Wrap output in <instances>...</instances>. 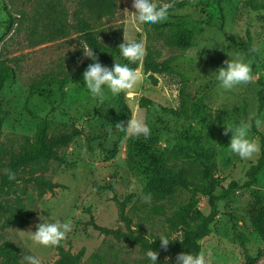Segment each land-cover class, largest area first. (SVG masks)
<instances>
[{
  "label": "rangeland",
  "instance_id": "obj_1",
  "mask_svg": "<svg viewBox=\"0 0 264 264\" xmlns=\"http://www.w3.org/2000/svg\"><path fill=\"white\" fill-rule=\"evenodd\" d=\"M187 1L189 6L180 12L183 16L180 23L193 34L190 47L181 50L169 48L163 42L155 43L162 51L161 60L177 59L172 66L174 72L158 76V84L153 85L143 73L144 55L138 68L142 79L126 90L124 96L122 92L113 96L106 91L105 99L98 101L89 97L83 82L52 85L36 94L28 92L43 77L70 75L80 66V59L87 52L80 35L67 30L65 35L52 39L54 30L45 12L52 6L57 7L63 11L67 23H74L76 0H0V59L7 60L17 71L15 80L6 82L0 97V178L9 157L21 151L24 138H32L41 122L75 125L82 132L59 150L64 163L50 162L49 171L44 174L66 188L38 200V214L29 226L0 232V247L11 243L17 248L19 264H24L25 254L38 256L42 264H55L58 260L57 246L36 245L28 233L34 232L42 220H60L71 225L60 244L72 254L84 249L80 264H149L146 250L105 235L91 224L128 232L120 218L119 203L125 204L134 233L141 234L150 243L161 235L181 238L180 232H169L162 217L150 214L154 197L151 195L147 201L141 198L150 194V176L145 169L149 155L136 146L131 159L128 148L133 135L117 126L121 121L127 124L131 116L147 124L151 139L145 146L166 165L182 163L176 150L180 136L188 132L201 135L207 147L215 148L218 192L228 181L243 184L248 180L247 172L261 154L258 135L264 136V125L257 127V132L253 130V118L259 109L258 93L264 83V12L251 10L244 4L246 0H227L223 12L216 0ZM119 5L118 14L104 18L97 27L101 41L109 44L113 32L122 31L129 39L140 38L146 47L149 42L142 23L135 19L132 0H122ZM9 12L17 22L8 33ZM228 55L250 62L255 78L229 91H221L212 72L224 66ZM141 97L154 101L157 106L148 110L140 108ZM185 108L187 112L182 118L166 111ZM242 120L251 123L249 135L260 146L249 159L230 153L227 144L231 133L224 134L225 125ZM260 120L264 122V113ZM56 129L52 126L50 135H58ZM24 185L22 182L20 187ZM27 188L32 191L30 186ZM189 197V193L181 192L173 204L187 201ZM207 200L200 197L197 206L205 215L209 213ZM263 206L264 168L251 188L238 190L230 199L219 201L217 219L210 227V234L201 241L207 264H264V239L256 225L258 210ZM94 254L104 257L103 261H94ZM157 259L158 264H175V257L164 250L158 251ZM0 264H4L2 258Z\"/></svg>",
  "mask_w": 264,
  "mask_h": 264
},
{
  "label": "trees",
  "instance_id": "obj_2",
  "mask_svg": "<svg viewBox=\"0 0 264 264\" xmlns=\"http://www.w3.org/2000/svg\"><path fill=\"white\" fill-rule=\"evenodd\" d=\"M121 1L76 0L77 9L73 13L74 23H67L63 11L57 10V7H50L45 12L54 30L51 32L52 39L65 35L67 30H74L80 35L86 53L91 55L93 52L103 65L111 67L114 63L113 56L119 57L117 46L123 41V33L122 31L120 33L113 32L111 42L105 44L101 41L97 27L104 18H114L118 14ZM226 1L216 0L221 12L224 10ZM158 2L168 4L169 15L167 19L154 25L147 22L142 23L149 42L145 47L143 73L155 86L159 82L158 76L169 75L174 72L172 66L177 61L176 58L161 60L162 51L155 46V43L163 42L169 48L186 50L190 47L193 37L192 32L180 23L183 17L180 12L189 6L188 1L180 0L167 3L158 0ZM244 4L255 12H264V0H246ZM8 14L10 25L7 32L9 33L17 22V18L10 12ZM84 57L85 59H83ZM141 60L132 62V66L138 69ZM119 62L129 63L121 57ZM90 63L92 60L82 55L80 66L75 73L63 74L61 77L45 76L36 81L28 92L36 94L43 88L52 85L66 86L72 83H81L83 71ZM16 72V69L7 63V60L0 59V97L6 82L11 78L15 80ZM261 86L262 88L258 93L259 109L253 118V130L255 132L258 131L255 121L260 119L264 113V83ZM125 91L122 92V96L125 95ZM181 95H184V89H181ZM122 103L127 113H130L124 101ZM152 106H157V103L146 97L140 98V108L148 110ZM166 111L176 118H182L187 112L186 108L183 110L166 109ZM52 126H56L58 135H50ZM81 135L82 132L75 125L43 121L36 128V133L32 138H24L21 151L9 157L6 163V171L0 178V232L8 228L29 226L31 219L38 214L36 211L38 200L43 195L51 194L53 196L56 195L57 189L66 188L64 185L45 177L44 174L49 171L50 162L64 163L59 150L67 147ZM258 136H260L261 154L258 161L249 168L248 180L243 184L233 180L228 181L221 185L220 192L217 191L220 184L215 176L217 170L216 150L214 147H207L201 135L182 133L176 150V154L182 160L178 166H168L160 158L149 152L145 142L150 141V135L132 136L128 148L129 157L132 159L133 150L136 146L140 148L141 152L149 155L145 169L150 176L149 193L155 200V203L150 206V214L162 217L169 232H180L181 238L179 240L171 239L172 241L165 250L161 248L159 238L150 243L141 234H135L131 227V220L126 215L124 203H119L120 218L125 222L128 232L101 227L94 222L91 224L105 235H112L129 246H139L146 251L149 248L157 252L164 250L175 258L181 252H192L193 254L201 252V241L210 234V227L219 214V201L230 199L233 193L238 190L251 188L256 183L257 175L264 168V136L262 134ZM9 170L15 173V180L10 181L8 179ZM22 182L25 184L24 187H20ZM28 186L31 187L32 191H28ZM184 191L190 194L188 200L173 204L176 196ZM200 197L208 199V215L203 214L197 208ZM168 204L173 209H170ZM256 225L264 239V206L258 210ZM57 250L59 258L54 262L55 264H80L85 255L84 249L72 254L70 251H66L62 244L57 246ZM19 253V250L11 243L0 247V258L3 259L4 264H19ZM92 259L100 262L103 261L104 257L100 254H94Z\"/></svg>",
  "mask_w": 264,
  "mask_h": 264
},
{
  "label": "clouds",
  "instance_id": "obj_3",
  "mask_svg": "<svg viewBox=\"0 0 264 264\" xmlns=\"http://www.w3.org/2000/svg\"><path fill=\"white\" fill-rule=\"evenodd\" d=\"M132 7L135 9V19L139 23L147 22L154 25L163 22L169 15V6L166 3H159L158 0H132ZM119 57L125 59L129 63H120L114 57V63L111 67L103 65L92 52L88 55L84 51V55L92 60L88 64L82 74L83 87L87 90L89 97L93 100L103 101L106 91L113 96L132 88L141 79L139 70L132 66V62L139 61L145 55V46L143 40L129 39L123 32V41L117 46ZM252 51H256L255 48ZM223 62L222 67L217 68L212 74L221 91H229L236 86L247 84L255 77L252 72L250 62L237 57H230ZM257 127L264 125L260 119L255 121ZM118 127H122L126 134L139 136L141 134L147 136L149 128L141 119L131 116L125 124L123 121L117 123ZM251 123L249 121H239L237 123L228 124L224 127V134L231 133L227 150L237 155L241 159H249L259 151L258 141L250 137L249 130ZM15 173L9 170L8 179L15 180ZM144 200H150L151 194L141 197ZM41 219V217H40ZM42 220V219H41ZM35 226V231L31 234L34 244L44 248H53L62 242L67 232L71 230L68 222L56 220L48 222L42 220ZM160 246L167 249L172 241L168 236L161 235L158 239ZM179 240V239H177ZM145 256L149 264H158V252L149 248L145 252ZM167 259V258H166ZM165 259V260H166ZM24 264H42L41 259L35 255H23ZM175 264H207L205 253L198 252H181L176 255Z\"/></svg>",
  "mask_w": 264,
  "mask_h": 264
}]
</instances>
